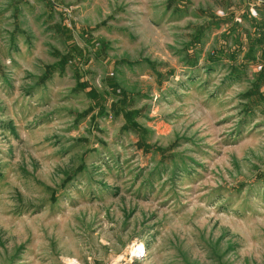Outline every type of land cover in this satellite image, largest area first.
I'll list each match as a JSON object with an SVG mask.
<instances>
[{
  "label": "rangeland",
  "instance_id": "obj_1",
  "mask_svg": "<svg viewBox=\"0 0 264 264\" xmlns=\"http://www.w3.org/2000/svg\"><path fill=\"white\" fill-rule=\"evenodd\" d=\"M261 7L0 0V264H264Z\"/></svg>",
  "mask_w": 264,
  "mask_h": 264
},
{
  "label": "crops",
  "instance_id": "obj_2",
  "mask_svg": "<svg viewBox=\"0 0 264 264\" xmlns=\"http://www.w3.org/2000/svg\"><path fill=\"white\" fill-rule=\"evenodd\" d=\"M258 13V16L256 19H251L250 20V23H255V24H262L264 23V8H260L258 9V11H256ZM258 55L259 54H264V51L263 50H259L256 52Z\"/></svg>",
  "mask_w": 264,
  "mask_h": 264
},
{
  "label": "built area",
  "instance_id": "obj_3",
  "mask_svg": "<svg viewBox=\"0 0 264 264\" xmlns=\"http://www.w3.org/2000/svg\"><path fill=\"white\" fill-rule=\"evenodd\" d=\"M251 15H255L256 11L253 8H250ZM264 67V64L260 63L257 66H255V70L260 71Z\"/></svg>",
  "mask_w": 264,
  "mask_h": 264
},
{
  "label": "bare ground",
  "instance_id": "obj_4",
  "mask_svg": "<svg viewBox=\"0 0 264 264\" xmlns=\"http://www.w3.org/2000/svg\"><path fill=\"white\" fill-rule=\"evenodd\" d=\"M137 247L138 248L135 249V252H139L140 250L144 249L141 243Z\"/></svg>",
  "mask_w": 264,
  "mask_h": 264
},
{
  "label": "trees",
  "instance_id": "obj_5",
  "mask_svg": "<svg viewBox=\"0 0 264 264\" xmlns=\"http://www.w3.org/2000/svg\"><path fill=\"white\" fill-rule=\"evenodd\" d=\"M249 15H251V13H250V11H249V13H248ZM262 70H264V67L262 68ZM262 70H260V71H262Z\"/></svg>",
  "mask_w": 264,
  "mask_h": 264
}]
</instances>
